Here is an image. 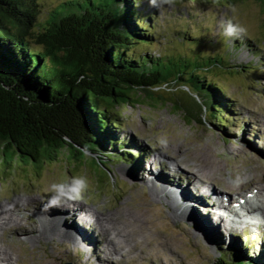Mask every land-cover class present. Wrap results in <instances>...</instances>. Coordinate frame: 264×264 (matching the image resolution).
I'll list each match as a JSON object with an SVG mask.
<instances>
[{
	"label": "trees",
	"instance_id": "1",
	"mask_svg": "<svg viewBox=\"0 0 264 264\" xmlns=\"http://www.w3.org/2000/svg\"><path fill=\"white\" fill-rule=\"evenodd\" d=\"M136 6L137 0H63L45 11L40 0H0V172L30 166L39 174L64 150L106 175L113 161L139 160L141 150L122 139L114 109L141 99L163 104L164 88L188 89L182 93L189 102L170 97L175 110L228 125L232 98L208 78L245 69L231 61L227 26L219 34L223 47H194L201 39L185 33L190 51L155 56L148 48L158 34ZM219 247L213 264H264V245L251 254L229 242Z\"/></svg>",
	"mask_w": 264,
	"mask_h": 264
},
{
	"label": "rangeland",
	"instance_id": "2",
	"mask_svg": "<svg viewBox=\"0 0 264 264\" xmlns=\"http://www.w3.org/2000/svg\"><path fill=\"white\" fill-rule=\"evenodd\" d=\"M40 1L43 3L44 10L47 11L63 0ZM136 9L140 16L151 20L154 31L158 34L157 39L153 40L148 48L149 52L155 56H160L166 51H190L189 44L182 43L181 36L185 33L201 39V41L192 42L194 47L201 43H206L211 48L223 47L224 37L222 35L219 37V34L223 33L225 31L223 29L227 26L225 44L231 61L241 64L245 69L239 75L216 73L209 75L208 78L224 86L226 93L232 98L233 104L226 117L228 125L224 126L217 119L207 115L198 120L194 115L192 117L186 114L185 111L175 110L170 97L178 96L181 97V101L189 102V98L182 93L188 89L186 87L171 90L164 88L160 90L168 101L163 104L141 99L140 102L131 101L114 109L120 114L122 139H132V143L141 150L139 160L135 157L127 160L129 162L113 161L106 175L103 168L91 163L85 157L78 158L71 155V158H67L68 152L64 150L59 161L46 164L39 174L30 166H18L8 173L0 172V203L11 204L18 199L17 203L12 204L17 206L21 204L23 198L30 201V206H33L35 201L39 203V206L36 205L23 212L24 227L19 228L15 224L16 229L7 230L5 233V236L14 242V249L19 254L14 259L16 264H42L43 262L51 264L53 260L57 264L69 262L86 264L83 261L87 255L85 243L79 238L73 236L68 238V242V240L61 241L55 235H49V237L40 235L41 241L36 239L33 245L32 242L23 239L21 233L27 232V229L30 231L32 227L38 229V218L41 219L43 209L49 213L52 207H66L64 204H69V207L82 205L94 208L98 212L120 216L121 209L129 208V204L135 206L136 202L143 200L142 197L147 199L149 190L145 183H148V179L145 177L146 174L145 176L143 174L148 171L150 163L146 154L153 152L151 149L158 146L172 153L178 142L186 148L203 143L215 145L218 151L217 157L223 165L222 184L237 180L240 174L252 169L251 164L246 161L247 156H252L258 162L264 163V123L261 120L263 118L261 114H264L262 111L264 106V3L258 0H235L234 2L232 0H137ZM207 34L209 36L211 34L213 41L207 37ZM238 39L244 40L238 41ZM207 50L204 51L207 52ZM186 94L189 92L187 91ZM190 96L192 97L191 94ZM157 154L161 162L158 164L162 170H155L151 175L157 174V178L164 177L174 182L181 180L186 183L187 175L181 173L186 171L185 168L181 165L177 166L171 158L161 153ZM183 161H188L190 168L194 165V159L189 155L185 156ZM152 164L157 165L156 162ZM166 168L176 172L175 175L165 174ZM134 169L135 172H133ZM219 173L217 174L220 175ZM139 174L144 181L138 178ZM231 174L233 177L230 178ZM259 175L258 171H253V183L247 184L249 188L257 182ZM127 180L130 182L129 188ZM215 182L216 187L217 184H221V182ZM194 184L190 185V189L199 196L201 189H194ZM249 188L246 187V190L249 191ZM246 190L238 191L230 188L228 192L229 194L233 193L232 191L241 193ZM204 196L208 194L205 193ZM159 208L154 215L160 219L161 226L156 230L147 224L133 228L134 240L126 247L127 251L129 249L132 251L129 254L125 251L121 254L116 253L115 264H213L221 255L220 242L223 245L229 242L240 246L245 254H251L252 250H258L264 245L263 225L259 228L243 225L239 234L231 236L220 230L222 236L217 238L213 245L206 238L207 230L201 224L184 220L172 225L171 218L164 213L163 208ZM74 211V216L85 213ZM200 213L203 214L201 210ZM23 219L21 218L20 221ZM175 226H180V229L183 226L189 232L188 239L179 234L182 243L180 242L181 245L176 251L170 248L175 238L173 233L181 231H176ZM47 228H41V230H49L48 226ZM193 228L202 233L200 237L193 238ZM243 228L246 231L244 235L241 232ZM19 229L23 230L18 231ZM165 236L170 237L167 241L169 246L163 241ZM62 248L66 251L61 250Z\"/></svg>",
	"mask_w": 264,
	"mask_h": 264
},
{
	"label": "bare ground",
	"instance_id": "3",
	"mask_svg": "<svg viewBox=\"0 0 264 264\" xmlns=\"http://www.w3.org/2000/svg\"><path fill=\"white\" fill-rule=\"evenodd\" d=\"M262 111H264V106H262ZM261 115L263 116L261 120L264 123V114ZM151 150L153 152L150 151L146 154L147 160L150 163L148 166L149 169L143 174L144 176L146 174L145 177L148 179V183H145L149 190L147 199L142 197L141 199L143 200L136 202L135 206L129 204V208L121 209L119 213L120 216L98 212L94 208L84 207L82 205L69 207V204H64V206H66L64 208H48L49 213L47 210L43 209L44 211L41 219L38 218V229L36 227H32L30 231L27 229V232L21 233L24 237L23 239H27L34 245L36 239L40 240V235L44 237L55 235L59 237L61 241L68 240V242V238L74 236L85 243L84 246L87 255L83 261L86 264H94V262H97L96 264H115L114 255L116 253L121 254L125 251L126 254H129L132 251H130V249L127 251L126 247L134 240L133 228L135 229L141 224H147L151 226L150 228L156 230L161 226L162 223L160 219L154 215V212L160 209L159 207L163 208L164 213L171 218L172 225H175L174 223L177 222H184V220H192V222L195 221L201 224V226L207 230L208 236L206 238H208L213 245H215V240L222 236V231L225 232L226 235L231 236L239 234L243 225L245 227L256 228L262 225L264 226V163L258 162V160L252 156H247L246 161L251 164L250 166L252 169L249 167L251 170L240 174L237 180H232L228 183L223 182L222 184V177H224V173L222 172V161L217 157L218 151L216 146L211 143L197 144L193 147L186 148L178 142L176 146H174L172 153H168L162 146H158ZM157 153L171 158L177 166L181 165L185 168L186 171H181V173L187 175L186 183L181 182V180L174 182L164 177L157 178V174L151 175L155 170H162V167L158 164L160 159ZM188 155L194 159V165H192V163L191 168L189 167L190 165L187 164L188 161H183L185 156ZM155 162L158 166L156 164L151 165V163ZM253 171H258L260 175L258 176V180H256L257 182L249 188L247 184L253 183ZM133 172H135V169ZM164 173L175 175L176 172H171L170 169L168 170V168H166V172L164 171ZM231 177H233L232 174L230 175V178ZM244 177H246L247 180ZM138 178L142 179V176L139 174ZM170 178L172 177L170 176ZM172 179L174 180V178ZM127 181L129 188L130 182L129 180ZM142 181H144V179H142ZM215 181H218V183L221 182V184H217L216 187V184H214ZM192 183H195L194 189H201V191H199V196H196L190 189ZM131 185L133 187L135 186L133 183ZM218 187H220L219 190ZM246 187L249 188V191L246 190ZM230 188L238 191H244L245 189L246 191L241 193L232 191L233 193L229 194L228 189ZM205 193H207L208 196H204ZM17 201L18 199H15L13 202L17 203ZM14 203H0V264H16L14 263V259L19 255L14 249V242L5 236L6 231L16 229L14 226L15 224H17L19 228L24 227L23 212L25 210H30L36 205L39 206V203L36 201L33 206H30V201L24 198L21 200V204L13 206L12 204ZM235 205H238L239 208H234ZM74 210L85 213H81L83 216H79V214L74 216ZM200 210L203 214L200 213ZM78 216L80 217L79 220ZM246 216L250 219L245 218ZM21 218L23 219L22 221H20ZM47 226L49 230H41V228H47ZM177 227L178 226H175V230H181L182 232L173 233L175 238L172 240L170 248L174 251H176L182 243L179 234L185 239L189 238L187 229L183 226H181L182 229H180V226ZM23 229H19L18 231ZM193 229V238L200 237L202 233L196 228ZM12 232L15 233L16 231ZM98 233L101 235H97ZM169 239V236L163 237V241H165L168 246L169 243L167 241ZM61 250L66 251V249L63 248ZM42 264H45V262ZM51 264L57 263L53 260Z\"/></svg>",
	"mask_w": 264,
	"mask_h": 264
},
{
	"label": "water",
	"instance_id": "4",
	"mask_svg": "<svg viewBox=\"0 0 264 264\" xmlns=\"http://www.w3.org/2000/svg\"><path fill=\"white\" fill-rule=\"evenodd\" d=\"M66 264H72L71 262H69V263H66Z\"/></svg>",
	"mask_w": 264,
	"mask_h": 264
}]
</instances>
